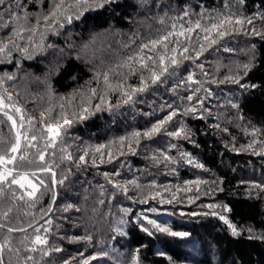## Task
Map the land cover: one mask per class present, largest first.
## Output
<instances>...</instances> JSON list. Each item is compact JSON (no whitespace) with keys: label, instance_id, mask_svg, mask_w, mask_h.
<instances>
[{"label":"snow or ice","instance_id":"1","mask_svg":"<svg viewBox=\"0 0 264 264\" xmlns=\"http://www.w3.org/2000/svg\"><path fill=\"white\" fill-rule=\"evenodd\" d=\"M114 2L115 0H51L47 14L41 13L36 17V23L32 24L29 22L32 14L23 11L25 5L21 0H0V30H7L6 35H0V65L15 67V71H0V127L8 126L9 129L7 138L0 135V264H48L46 258L64 251L58 244L53 243L61 227L54 219L57 212L64 214L59 217L62 222L71 221L74 212L83 211L87 214L83 205L74 202L66 203L61 208L55 207L64 198L61 191L69 200L80 199L79 195H68L72 185L71 178L75 174L73 169L79 172L88 167L98 168L97 161L99 164H111L113 161L120 162L118 157L138 155L142 141H154L159 135H167L177 141L188 140L191 132L182 117L204 120L212 116L207 107V102L214 96L211 85L255 87L242 83V77L238 73L218 79L215 76L210 77L205 69L203 58L206 53L236 52V49L226 46V40L235 35L244 34L264 40V30L256 26L257 21L264 25V13L257 12L245 17L230 10L226 13H216L214 16L202 12L199 18L193 21L190 10L184 9L183 14L174 18L171 26L166 27L163 32H157L155 38L140 42L137 46V36L134 35L128 43L119 45L120 51L114 54V62L101 61L96 65L89 61L93 64L90 69L91 79L86 81L84 89L78 90L71 97H56L49 83V76L42 80L38 76L28 79V75H20L24 71L23 61L46 59V54H51L50 50L57 52L61 57L64 56L65 48L57 49L56 42L49 41L53 38L58 40L63 31L81 20L86 13ZM238 3L243 4L244 0H238ZM225 7L230 9L231 0H226ZM160 23L166 22L161 18ZM97 39L98 37L94 36L89 43L81 46L76 59L86 56L88 49ZM139 39L143 40L142 37ZM67 48L70 51L75 50L72 44L67 45ZM189 64L192 71H188ZM182 66L188 73L183 77L178 75ZM252 66L251 60L246 64H236L237 69H243L244 76H247ZM219 67L226 66L218 65V69ZM229 72H232L231 68ZM137 76L138 85L129 82ZM174 77L172 87H165V92L177 97L179 103L176 100L171 103L165 100L160 104L159 111L163 118L156 119L150 128L143 131L134 130L125 136L114 138L107 144L86 145L81 148L66 143L65 138L75 125L88 121L97 113L113 112L123 106H135L144 102L141 100L143 95L153 90L158 92L161 85H167ZM20 80L26 81V84L44 85L49 100H56L58 104L42 109L38 117L30 115L26 108L28 97H22L17 91V82ZM181 91L184 92L182 96ZM114 97L115 103L112 102ZM21 99L25 101L24 104H20ZM225 103L238 109V105L232 103L231 99H226ZM56 108L59 110L54 114ZM154 112L155 108L143 114L153 116ZM177 123L180 127L170 131L169 127ZM214 127L219 128V125ZM245 134L264 137L260 129H245ZM259 143L264 144V138H261ZM256 145L257 140L253 139L244 150L252 149L253 154L264 156V151H254ZM177 148L178 144L169 142L168 150ZM168 150H157L145 158L155 165L162 164L169 168L177 163V158L169 155ZM179 160L194 168L204 167L187 152L181 151ZM169 171L174 173L175 168H169ZM102 175L105 183L97 186L101 197H108V193L112 192L113 197L122 194L134 203L148 204L149 200H156L160 205H172L184 202V198L178 197L176 193H173L171 198H165L163 193L171 191L167 185L158 186L153 182L144 186L135 177L121 183L117 179L120 176L118 170L104 172ZM201 183L203 182L199 180L185 181V187H177L176 192H189L193 185L199 192ZM130 189H136L140 194L147 190L151 194L134 200L129 195ZM48 193L51 194V203L47 209H41L38 215L32 214L31 209ZM89 195L86 192L84 199L87 200ZM205 195H211V192ZM198 199L199 195L188 196L187 203L194 204ZM106 202L103 198L97 200L101 205ZM21 207H26L29 211L21 213ZM206 207L215 209L217 205L209 204ZM222 207L224 211H228L226 205ZM98 211L99 209H93L94 213ZM120 212L128 216L132 209L122 207ZM149 212L159 213L160 209L150 207L139 215L133 214L136 215L141 231L148 236L160 233L175 238L188 237V232L175 231L168 224L150 218L147 214ZM190 214L195 216L198 213ZM210 214L217 215L215 211ZM179 215L186 213L180 212ZM21 216L27 217V221H22ZM219 219L228 226L233 235H239L236 226L225 215H219ZM126 223L125 219H119L118 226L113 231L121 236L125 235L123 225ZM81 226L80 223L72 224V227L77 229ZM64 239H68L70 243L93 242L92 234L87 231L83 236L60 237L61 241ZM101 243L103 244V241ZM139 252L140 249L135 250L131 264H138ZM108 255L104 250L90 255L78 251L76 256L65 259L63 264H105L103 258Z\"/></svg>","mask_w":264,"mask_h":264},{"label":"trees","instance_id":"2","mask_svg":"<svg viewBox=\"0 0 264 264\" xmlns=\"http://www.w3.org/2000/svg\"><path fill=\"white\" fill-rule=\"evenodd\" d=\"M21 2L30 12H35L40 8L37 0H21ZM140 2L141 7H139ZM225 2L226 0H115L114 3L104 8L86 13L81 20L74 22L69 30L73 31L75 35H81L82 38L87 39L86 41L90 36L104 29L111 32L118 31L121 34L120 37L122 36L123 40L128 41L136 35L138 46L140 42L155 38L157 32L164 31V26L160 27L161 18L171 22L177 16L182 15L184 9H188L192 14L191 19L195 21L200 16H195V13L200 14V8L220 11L225 6ZM12 7L15 10V3ZM242 9L245 17L252 16L257 12L264 13V0H244ZM256 26L258 29L264 30V25L259 21ZM6 32L7 30H0V35H6ZM88 34L91 35L88 36ZM125 36L127 37L125 38ZM140 37L143 40L139 39ZM64 39L60 36L58 40L53 38L49 42H56L57 48H59L73 40L72 36L70 40L64 41ZM249 43L252 45L250 48L251 58L244 55L243 64L251 60L253 66L248 70L247 76L243 75V69L238 74L242 77V83L255 85V87L240 88L237 85L233 87L234 94L230 99L232 103L238 105V109L234 108V113L229 114L226 120L221 116L209 117L204 120L182 117L191 132L188 140L177 141L168 139L167 135H159L154 138V141H142L141 147L138 148V155L118 157L120 162L113 161L111 164H99L97 161L98 168L88 167L79 172L73 169L75 174L71 178L72 185L68 195L72 197L79 195L80 199L69 200L61 191V196L64 198L55 207L61 208L66 203L74 202L83 205V208L87 209V214L83 211L74 212L71 221L62 222L59 217L64 214L57 212L54 219L56 223L61 224V227L57 231L53 243L58 244L64 251L46 258L48 264H63L65 259L76 256L78 251L90 255L101 250L107 251L109 254L103 258L105 264H131L132 255L136 249H140L138 264H264V240L245 232L233 235L218 217L207 215L193 217L190 222L174 221L173 229L175 231H186L189 233L188 236L193 239L190 242L191 245L188 246L189 243L186 244L184 238L161 234L148 236L141 231L136 221V215H133L137 214L133 200L127 199L122 194L113 197L112 192L108 193V197H101L97 188L98 185L105 183L102 174L104 172L111 173L114 170L120 172L117 179L121 183L135 177L138 182L148 180L162 185L171 179L170 184L176 183L172 188L184 187L185 181L190 180L194 175L191 168L187 166L188 164L179 160V153L187 152L204 166L202 169L207 172L205 175L212 181L209 192L213 198L227 206L228 220L236 227H249L264 232V191L255 195L245 190L248 181L264 182V173H262L264 172V156L242 153L233 147L236 140L242 136L241 125L243 123L236 117V114L239 118L248 119L264 129V40L251 36ZM226 46L229 44L226 43ZM52 52L50 50V53ZM67 52L65 51L66 54L62 57L52 55L51 59L47 57L35 62L23 61L24 71L20 75H28V79L38 76L42 80L45 76H49V83L55 96L82 90L86 81L91 79L90 69L82 60L76 59L75 56L69 55ZM206 56H209V53H206ZM228 57L229 59L226 60L228 65L225 69L229 71V68L235 67L238 63L237 61L233 63L236 57ZM216 62V58L211 57L212 66L216 67ZM204 64L207 65L205 61ZM187 67L188 71H192L190 64ZM0 71H15V67L14 65H0ZM207 71H210V68H207ZM187 74L183 70V66L178 70L179 76L183 77ZM209 74L210 77L214 76V73ZM174 80L175 77L164 86L170 88ZM129 82L138 85L139 77H134ZM219 86L222 88L223 85ZM25 87L27 92H25ZM211 89L214 96L208 101L207 107H213L209 103L212 100L225 103L227 97L223 95V91L214 86H211ZM9 90L11 91V89ZM17 91L22 97H28L26 108L29 114L34 117H38L42 109L55 105V102H51L53 100L46 97V90L42 84H26V81L20 80L17 82ZM158 93L163 94L161 99L154 92H150L141 97L144 102L135 106H123L113 112L97 113L88 121L70 129L65 138L66 143L81 148L86 145L107 144L114 138L125 136L134 130L143 131L150 128L156 119L163 118L159 111L160 104L165 100L169 103L176 100L179 103L178 98L166 93L165 89L159 90ZM180 95H184V92L181 91ZM32 97H37V99L33 100ZM150 101L152 103L148 104ZM19 102L20 104L25 103L23 99ZM112 102H116L115 97ZM153 108H155L153 116L143 114L152 111ZM217 124L219 128L214 127ZM179 127L180 125L177 123L170 126L169 130L174 131ZM0 135L8 137V126L0 127ZM159 137L163 142L161 146L156 147ZM170 141L178 144V148L168 150ZM164 143L166 144L163 145ZM157 150H168V154L176 157L178 162L183 163V166L175 168V164L170 165L169 168H175V172L171 173L169 168H165L164 165H155L150 159L145 158ZM108 187L110 188V186ZM171 190L163 195L166 194L168 198H171L172 194L176 193L178 197H181L174 189ZM86 192L90 194L87 200L84 199ZM138 193L139 191L136 189L129 191V195L134 197V200L142 199ZM101 198L107 200L106 204L97 203V200ZM50 203L51 194H45L40 203L31 209L32 214L38 215L41 209H47ZM122 207L131 208L132 212L128 216H124L120 212ZM93 209H99V211L94 213ZM136 209L138 208L136 207ZM19 211L24 213L29 210L26 207H21ZM121 218L127 221L123 225L125 235L122 236L113 231ZM27 219V217L21 216L22 221L26 222ZM73 223H80L82 226L77 229L72 227ZM86 231L93 236L92 244L70 243L68 239L60 240V237L83 236Z\"/></svg>","mask_w":264,"mask_h":264},{"label":"rangeland","instance_id":"3","mask_svg":"<svg viewBox=\"0 0 264 264\" xmlns=\"http://www.w3.org/2000/svg\"><path fill=\"white\" fill-rule=\"evenodd\" d=\"M37 3L40 6V8L37 11H35V12L31 11L30 12L28 9L26 10L25 8L23 10V11H26V12L32 14L29 17V22L32 23V24L36 23V17L38 15H40L41 13L47 14V12L49 10V7L51 5V0H37ZM191 4H194V3H191ZM139 7H141V2L139 4ZM142 7H143V5H142ZM229 10L232 13H235L237 15H241V14L243 16L245 15V13L243 14L242 4L238 3V0H231L230 9H226L225 6L220 11L219 10H208V9H205V8H200L199 12H200V14L203 12V13H205L207 15L214 16L216 13H226ZM23 11L21 12V15H23ZM200 14L195 13V16H198ZM165 22H166L165 24H161L160 23V27L164 26V30H165L166 27H170L171 24L173 23V21H171V22L165 21ZM41 23H43L42 20H41ZM90 35L91 34H88V36H90ZM120 35L121 34H120V32L118 33V31L111 32L109 30L104 29L101 32L93 34L92 36H90V38L88 37L89 39H88V41H86L87 39L82 38L81 35L80 36L79 35H75V33L73 31L69 30V27H68L66 31H63L61 37L63 39L66 38V39L70 40V37L72 36L73 40L70 41L71 43L67 42L65 46L62 45L59 48H65V51H68L67 53L70 52L69 55H73V56L76 57L77 53L80 52V50H81V46H83L86 43H89L91 41L92 37L97 36L98 39L95 41V44L91 48L88 49L87 55L84 56L82 59H80L84 63L87 64L89 69H91L93 64L89 63V61H93L96 65H99L101 63V61H103L105 63H109V62H114L115 61V55L114 54L116 52L120 51L119 45L121 43H128L129 42L128 40H123L122 36L120 37ZM126 37L127 36H125V38ZM66 39H64V41H66ZM249 39L251 40V36H247V35H235L232 38L227 39L226 43L229 44L228 47L236 49V52L233 53V54L223 53L222 51L219 54L209 53V56H206V57L204 56V58H203V61H205L207 63V65H205V69L207 70V68H210V71H208V72L209 73H214V76L216 78H219V79H223L224 76L229 75L228 69H225L226 67H219V69H218V65L227 66L228 63L226 64V62H227L226 60L229 59L228 56H230L232 58L236 57L235 58L236 60H234L233 63L235 61H237L238 64H243L244 63V59H243L244 55L250 56V58H251V50H250V48L252 47V45H251V43H249ZM69 44L74 45L75 46V50L70 51L67 48V45H69ZM59 48H57V49H59ZM125 54H128V53H125ZM52 55L58 56L57 52H52L51 54H46L48 59H51ZM211 57H213V59L216 58V60H217L216 67L212 66ZM231 70H232L231 74H236V73L240 72L241 69H237L236 66H235V67L231 68ZM91 75H92V72H91ZM211 86H214V87L218 88V90L219 89L222 90L223 91V95L226 96L227 99H230V98L233 97V94H234L233 93V87H235V85L227 84V85H223L222 88L220 86H217V85H214V84L211 85ZM164 89H165L164 85H161L160 88H159V90H164ZM77 91L78 90H75L74 92H71V93H68V94H63V95L59 94L56 97H71ZM153 92L155 93V95L157 97H159V99H161L163 97V94H160V93H158L155 90L152 91V93ZM46 97H47V95H46ZM77 99H79V97H77ZM51 102H55V105L58 104V101H56V100H53ZM151 103H152V101L148 102V104H151ZM209 103L211 104V106H213L211 108L208 107L210 109V111L212 112V116L211 117L221 116V117H224V119L226 120V118H228L229 114L234 113V111H233L234 108H232L229 104L216 102L214 100H212ZM57 109L58 108H56L54 114L56 112H58L59 109L58 110ZM236 117L239 120H241L242 123H243V125H241V127H242L241 128L242 136H240L236 140V142L233 145V147L236 148L237 150H239L242 153L253 154V150L252 149H249V150H244V149L253 139H256L257 140V145L254 147V151L256 153H260L261 151H264V144L259 143L260 139L264 138V137H253V136L245 134V129H247L249 131H251L252 129H260L262 134H264V129L259 127L257 124L252 123L248 119L239 118L237 114H236ZM168 139H170V137H168ZM162 142H163L162 138L159 137V139L156 141V147L157 146H161ZM165 144L166 143H164L163 145H165ZM254 155H256V154H254ZM181 166H183V163L178 162V159H177V163L175 164V168H178V167H181ZM187 166L190 167L191 171L194 173L193 177L190 180H188V181H197V180H199V181L203 182V183L200 184V191L199 192L196 191V188H195L194 185L192 186V190L189 191V192H184V191L177 192L179 196H181L184 199H186V200H184L183 203H180V204L160 205V204H158V201H156V200H149L148 204H142V203H137L136 204V203H134L135 204L134 209H135V211L137 213L136 215H139L141 212H144L147 208L156 207V208L160 209V212L159 213H151V212H149V213H147L149 215V217L152 218V219H156L157 222L168 224V226H170L172 229L174 228L173 227V225H174L173 222L174 221H177L179 223L180 222H186V221L190 222V220H192L193 217H205L207 215L218 217V218H219V215H225L227 217V211H224V208L222 207V206H224V204L222 202H220V201H217V199L213 198L211 195H205V193H209L210 187L212 185L211 179L208 176L205 175L206 171L204 172L203 169L194 168V167H192L190 165H187ZM262 173H264V172H262ZM261 175H263V174H261ZM261 175H258V176H261ZM254 176H257V175H254ZM139 183L141 185L147 186V185L152 184L153 182L152 181H148V180H143V181H140ZM170 183H171V179L169 180V182H165L162 185H159L158 183H155V184L158 185V186L167 185L171 189H174V191H176L177 188H172V187L175 186L176 183H174V184H170ZM253 185H261L262 187H253ZM184 187H180V188L183 189ZM245 190L248 193H251V194L253 193V194L257 195L260 192L264 191V182L257 183V182H253V181L252 182L248 181ZM169 192H167V193H169ZM150 194L151 193L149 191H147V190L143 194L138 193V195L142 199H143V197L145 195H150ZM195 195H199V199L196 200V202L194 204L187 203V197L188 196H195ZM164 196H165V198H168L166 194H164ZM209 204H215V205H217V207L215 209H209V208L206 207V205H209ZM136 207L138 209H136ZM165 209L167 210L166 212H165ZM212 211H215L217 213V215H211L210 213ZM180 212H184V213H186V215L181 216V215H179ZM193 212L198 213V214L193 216V215L190 214V213H193ZM227 228H228V226H227ZM236 228H237V231L239 233L240 232H245V233H247L248 235H251V236H256V237H260V238L264 237V232L254 230L253 228H249V227H236ZM229 231L231 232L230 229H229ZM157 234H160V233H157ZM161 235L169 236V235H166V234H161ZM184 240H185L184 242L186 244L189 243L188 246H190L191 245L190 242L193 239L188 236V237L184 238ZM192 251H194V250L192 249ZM112 261L115 263V261L113 259H112ZM186 264H188V263H186Z\"/></svg>","mask_w":264,"mask_h":264}]
</instances>
